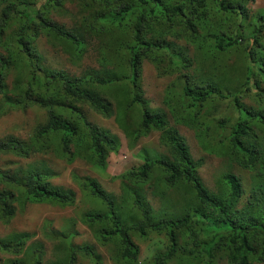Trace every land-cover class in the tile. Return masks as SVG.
Segmentation results:
<instances>
[{"label":"trees","instance_id":"16d2710c","mask_svg":"<svg viewBox=\"0 0 264 264\" xmlns=\"http://www.w3.org/2000/svg\"><path fill=\"white\" fill-rule=\"evenodd\" d=\"M255 1L0 0V118L9 108L44 113L27 139L1 137L0 154L39 151L104 169L121 142L96 118H115L129 149L158 132L164 151L137 150L140 162L118 174L119 195L73 174L93 203L81 221L113 264L264 262V8L252 9ZM41 37L73 65L90 52L94 60L79 74L55 67L38 48ZM145 62L171 77L162 98L168 112L144 96ZM176 125L193 130L205 153L253 172L248 193L231 170L217 176L212 192ZM56 174L44 160L0 166V221L26 203L74 204L71 190L51 183ZM154 180L151 190L163 202H172L167 188L187 193L186 204L174 214L155 209L143 189ZM64 230L49 232L57 249L48 259L32 233L0 235V254L12 255L0 264H78V255L102 263L94 244L73 243ZM138 240L151 242L145 261Z\"/></svg>","mask_w":264,"mask_h":264},{"label":"rangeland","instance_id":"374dc122","mask_svg":"<svg viewBox=\"0 0 264 264\" xmlns=\"http://www.w3.org/2000/svg\"><path fill=\"white\" fill-rule=\"evenodd\" d=\"M249 6L252 9L264 8V0H256L255 2L250 3ZM56 19L63 21L66 26L71 24V20L68 16L61 15L56 17ZM37 43L39 50L44 53L45 62H49L55 67H64L67 70H70L71 73L75 74H79L81 67L92 64L95 57L93 52L87 53L77 65H73L67 59L68 54L63 53L62 49L57 50L59 49L57 47L51 48L42 37L38 39ZM170 79V76H158L150 63H144L141 79L142 87L144 96L149 100L151 107L167 110L162 102V98L164 88ZM10 85L9 82V87L13 89ZM258 99L259 98L257 97V100ZM262 107H264V99L261 101V108ZM43 118L44 113L34 106L25 109L9 108L0 118V138L7 134H12L20 138H28L32 130L37 126V122H41ZM96 119L98 120V124H105L110 131L116 133L121 142L118 151L109 154L104 169L81 159L67 163L52 153L45 154L39 151L31 153L27 158L19 157L17 155L14 156L11 153L0 154V166L2 167L29 162L37 163L41 160L46 161L49 167L57 172L56 175L50 178L51 183L62 186L66 191L71 190L75 198L74 204L67 206L53 202L26 203L24 209L18 211L15 217H12L7 224L0 221V235H5L13 230L28 231L33 234V241L42 243L43 246L41 247L45 251L44 257L45 259H48L54 255L53 253L56 252L57 249V239L51 236V234L49 235V232L70 229L73 232V243L81 244L83 242H89L94 244L97 251L101 254V264H113L107 248L97 244L93 238L91 230L81 221V216L84 210L91 207L93 203L92 200L84 195L85 192H83L81 187L77 184L73 178V174L94 178L104 190L119 195L121 193L122 182L118 179V174L140 162V159L135 156V152L141 148H147L150 151L157 150L159 152L164 150L159 143L158 132L156 130L151 131L147 136L140 137L138 141L135 142L136 145L134 148L129 149L126 144L127 139L123 134V130L118 126L115 118ZM176 127L180 134L186 139L192 153L191 155L195 159L202 160V164L198 171L204 184H206L212 192L217 193L215 186L217 176L224 171L231 170L240 175V180L243 186L247 188L245 194L248 193L250 185L255 178L253 172H246L235 164L230 165L229 161H226L223 158L205 153L197 144L193 130L183 125H176ZM152 178L154 179L156 176ZM151 188H155V180L145 184L143 189H147V202L158 210H166L168 213L174 214V212H171L170 210L185 205L188 200L187 193L180 194L166 188L168 196L172 198V202L167 204L166 202H163L159 194L156 193L155 195ZM137 242H140L139 260L145 261L151 242L142 240H138ZM0 256L2 258L12 257V255L7 253L0 254ZM78 258H80L78 264H95L82 258L80 255H78ZM180 264H183V262ZM220 264L224 263L221 262ZM252 264H264V262H256Z\"/></svg>","mask_w":264,"mask_h":264},{"label":"clouds","instance_id":"9594fccd","mask_svg":"<svg viewBox=\"0 0 264 264\" xmlns=\"http://www.w3.org/2000/svg\"><path fill=\"white\" fill-rule=\"evenodd\" d=\"M164 77V76H163ZM141 83H142V80H141ZM142 85V84H141ZM143 88V87H142ZM144 92V91H143ZM167 108V107H166ZM164 112H168V109L167 110H164V109H162ZM123 134H124V132H123ZM183 136V135H182ZM144 137V136H143ZM184 137V136H183ZM186 140V139H185ZM138 141V140H137ZM136 141V142H137ZM187 142V141H186ZM126 144H127V141H126ZM188 144V143H187ZM198 144V143H197ZM136 145V144H135ZM189 146V145H188ZM190 148V147H189ZM192 154V153H191ZM206 185V184H205Z\"/></svg>","mask_w":264,"mask_h":264}]
</instances>
